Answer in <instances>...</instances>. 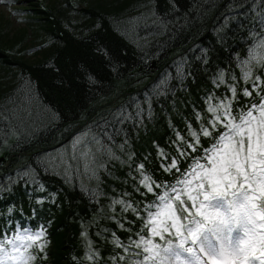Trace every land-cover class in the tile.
Masks as SVG:
<instances>
[{"label":"trees","instance_id":"16d2710c","mask_svg":"<svg viewBox=\"0 0 264 264\" xmlns=\"http://www.w3.org/2000/svg\"><path fill=\"white\" fill-rule=\"evenodd\" d=\"M14 11L25 23L15 32L0 14V128L17 123V108L31 116L27 136L0 142V231L44 229L32 264H127L125 247L151 236L148 206L197 162L207 167L224 131L210 127L209 100H231L238 116L257 99L243 90L249 61L264 81L260 0H29ZM122 108L134 119L111 127Z\"/></svg>","mask_w":264,"mask_h":264},{"label":"snow or ice","instance_id":"6c2138e0","mask_svg":"<svg viewBox=\"0 0 264 264\" xmlns=\"http://www.w3.org/2000/svg\"><path fill=\"white\" fill-rule=\"evenodd\" d=\"M260 9L258 30L264 27V0H260ZM152 15L156 16V13ZM235 18L226 17L225 23ZM153 23L162 29L168 27L163 18ZM196 59L206 63V49H200ZM258 63L264 68V58ZM254 67L256 65L251 61L245 65L244 80L250 83V89L245 88L243 95L252 97L255 92L257 96L249 102L246 111L233 116L231 100L226 99L218 105L209 100L208 110L213 114L210 127L220 126L224 131L205 153L207 167L197 162L189 176L148 206L145 228L150 229L151 236L148 239L140 236L125 247L124 250L129 252L127 264H264V81L253 75ZM176 70L178 75L184 74L182 64L177 65ZM166 83V77L160 80L157 95ZM229 92L234 100L235 86H229ZM30 116L27 109L14 110L12 117L17 123H10L8 133L0 128V142L6 135L27 136ZM139 117L138 110L135 119ZM133 119L122 108L113 114L109 123L115 128ZM192 135L197 136L195 132ZM202 135L208 137L211 132L205 128ZM93 140L99 143L95 137ZM19 179L28 184L34 177L30 171H22ZM143 182L147 191L152 192L148 177H144ZM181 192L186 194L187 201H191L187 207ZM182 217L185 222H181ZM43 235V228L35 232L18 230L14 235L0 231V264H32L36 256L29 249L42 251ZM88 259L93 260L94 256L89 255Z\"/></svg>","mask_w":264,"mask_h":264},{"label":"rangeland","instance_id":"374dc122","mask_svg":"<svg viewBox=\"0 0 264 264\" xmlns=\"http://www.w3.org/2000/svg\"><path fill=\"white\" fill-rule=\"evenodd\" d=\"M10 1V0H9ZM11 2V1H10ZM15 5L6 3L4 0H0V14H5L7 19L11 20V23H8L9 31L15 32L18 31L20 28L25 26V23L22 22L18 15H16L13 10L14 8L18 7L19 5L27 4V0H15ZM6 21V20H1ZM156 63V62H155ZM155 65V64H154ZM4 160V156L0 157V161ZM215 203V202H214ZM222 211H226V209H222ZM150 231V229H149ZM151 234V233H150Z\"/></svg>","mask_w":264,"mask_h":264},{"label":"water","instance_id":"95a60500","mask_svg":"<svg viewBox=\"0 0 264 264\" xmlns=\"http://www.w3.org/2000/svg\"><path fill=\"white\" fill-rule=\"evenodd\" d=\"M153 64H155V61H153ZM116 99H117V97L111 103H113ZM101 106H104V105H101Z\"/></svg>","mask_w":264,"mask_h":264}]
</instances>
